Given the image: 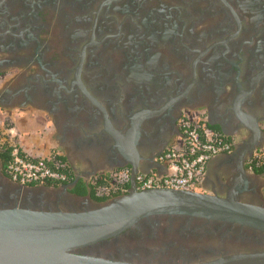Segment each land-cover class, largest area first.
<instances>
[{
  "label": "flooded vegetation",
  "instance_id": "flooded-vegetation-1",
  "mask_svg": "<svg viewBox=\"0 0 264 264\" xmlns=\"http://www.w3.org/2000/svg\"><path fill=\"white\" fill-rule=\"evenodd\" d=\"M84 88L121 127L165 104L169 110L146 120L154 129L178 127L182 116L220 106L234 116L232 95L253 89L241 112L255 116L264 131V0H0V128L26 124L24 114L13 113L24 103L20 96L53 109L76 97L95 108L105 125ZM247 169L248 159L250 180ZM248 185L239 196L255 202L264 187ZM33 186L6 176L0 154V205L10 200L65 209L58 190ZM237 229L201 219L154 218L123 234L121 243L103 245L104 255L173 264L168 259L264 250V233Z\"/></svg>",
  "mask_w": 264,
  "mask_h": 264
},
{
  "label": "water",
  "instance_id": "water-1",
  "mask_svg": "<svg viewBox=\"0 0 264 264\" xmlns=\"http://www.w3.org/2000/svg\"><path fill=\"white\" fill-rule=\"evenodd\" d=\"M82 92L101 111L105 131L115 135L118 152L130 164V188L126 194L103 204L95 203L87 196L81 201L80 209L30 208L5 201L0 205V264H151L129 258H108L104 255L108 249L105 250L103 245L112 241L121 243L123 234L143 221L165 216L201 219L209 223L228 224L237 231V228H247L264 233L263 193L259 191L261 194L257 192L256 195L263 198L261 203L243 201L239 196L247 191L249 182L252 183L246 180L245 162L262 142L258 119L250 113L241 112L242 103L251 96L253 89L248 93L239 91L233 102V112L248 127L251 137L232 152L236 160V178L223 195L167 188L138 190L139 138L144 129L150 128L146 120L164 113L169 107L164 104L160 112L141 111L138 113L140 120H133L131 125L122 127L126 133L124 136L113 128L105 106L85 88ZM121 106L127 109L125 103ZM78 180L75 179L72 185ZM243 183L245 188L241 187ZM256 186L253 184L254 190ZM168 260L173 264H264V250L228 253L200 261Z\"/></svg>",
  "mask_w": 264,
  "mask_h": 264
},
{
  "label": "crops",
  "instance_id": "crops-1",
  "mask_svg": "<svg viewBox=\"0 0 264 264\" xmlns=\"http://www.w3.org/2000/svg\"><path fill=\"white\" fill-rule=\"evenodd\" d=\"M233 99L235 97L232 95L231 100ZM19 100L24 103L17 104L13 113H22L27 118L26 124L18 128L26 139L20 142L29 154L47 157L53 152H59L70 163L74 178L86 183L91 182L98 174L109 173L124 166L131 171V166L118 152L116 141L105 131V125L99 113L92 106L85 104V107L84 101L76 97H73L69 104L56 105L54 109L37 105L34 101L27 102L22 96ZM201 111H205L212 126L233 140L234 151L251 137L248 127L235 115L233 116L231 110L226 111L223 106H220L215 110L204 109L199 112ZM112 126L125 136L126 133L121 126L115 124ZM38 130L43 135L35 136ZM139 139L137 157L140 162V173L165 174L167 166L158 160V155L170 145L180 141L178 127L161 126L159 129L150 127L142 131ZM261 141L260 145L264 147L263 129ZM233 153L218 155L210 161L199 192L225 194L228 186L235 179ZM72 184L48 186L58 190L62 195L61 206L65 209L73 207V203L81 204L83 199H87V196L71 194L70 190L74 186Z\"/></svg>",
  "mask_w": 264,
  "mask_h": 264
},
{
  "label": "built area",
  "instance_id": "built-area-1",
  "mask_svg": "<svg viewBox=\"0 0 264 264\" xmlns=\"http://www.w3.org/2000/svg\"><path fill=\"white\" fill-rule=\"evenodd\" d=\"M0 129V141H4L2 146L7 144L11 148V161L7 172L13 182L31 186L47 182L67 184L70 181L73 174L71 165L59 152H53L47 157L33 156L24 149L20 141H11V136L6 132L8 128ZM178 129L180 141L158 155V160L167 166V172L139 173L136 176L138 190L167 188L198 191L210 161L218 155L230 154L234 150L233 140L215 129L203 111L195 115L182 116ZM9 132L13 135L12 129ZM258 155L249 157L248 162L253 156ZM101 175L103 176V174L95 176L91 182L100 179ZM108 176L111 178L107 181L109 185L97 189L100 194H107L110 190L127 193L130 188L126 186V183H130L129 169L114 170L109 172Z\"/></svg>",
  "mask_w": 264,
  "mask_h": 264
},
{
  "label": "trees",
  "instance_id": "trees-1",
  "mask_svg": "<svg viewBox=\"0 0 264 264\" xmlns=\"http://www.w3.org/2000/svg\"><path fill=\"white\" fill-rule=\"evenodd\" d=\"M215 129L219 130L218 128H215ZM10 149H11L10 145H7V144L5 146H2V145L0 146L2 170L6 176H9L8 172H7V168H8L10 161H11ZM248 168L250 170H252L255 174H258V175L264 174V153H260L258 156H253L251 158V161L248 162ZM110 179L111 178H110V176H108V173H104L103 176L101 175L100 179H97L93 183L92 182L86 183L84 181L79 180L77 183H75V185L71 188L70 191H71V193H73L77 196H83V197L88 196L95 203L103 204V203H106L113 198H116L118 196L126 194V193H122L121 191H115L114 192L112 190L108 191L107 194H100L97 190L98 187H105V186L109 185L107 181H110ZM74 180H75V178H74V175L72 174L70 181L66 185L72 184L74 182ZM44 185L58 186L59 183L47 182ZM31 186H33V185H31ZM126 186L128 188L130 186V183L129 182L126 183ZM263 194H264V191H263Z\"/></svg>",
  "mask_w": 264,
  "mask_h": 264
},
{
  "label": "rangeland",
  "instance_id": "rangeland-1",
  "mask_svg": "<svg viewBox=\"0 0 264 264\" xmlns=\"http://www.w3.org/2000/svg\"><path fill=\"white\" fill-rule=\"evenodd\" d=\"M13 125L15 126L16 124L13 122ZM8 130L10 131L9 128H8ZM8 130H6V132H7L8 135L11 136V141H13V142H14V141H15V142H17V141H26V139L23 138V135H22L21 132L19 131V128H18V130L12 129V133H13L14 136H13ZM39 135H43V133H42L40 130H38V131L36 132V135H35V136H39ZM259 150H260V151H259ZM255 151H258L259 154H260V153H264V147H263L262 145H260L259 148H257V150H255ZM247 170H248V169H247ZM248 175H249L250 180L252 181L253 184H256V185L259 186L260 188L264 187V174L259 175V176H255V175L252 174L251 170H248ZM252 183H251V184H252ZM21 186H22V185H21ZM37 186H38V185H37ZM49 190H54V189L49 188ZM259 191H260V190H259ZM259 194H261V193L259 192ZM255 202H257V203H261V202H263V200H262V198L259 197V198H257V199L255 200ZM212 240H217V237H213Z\"/></svg>",
  "mask_w": 264,
  "mask_h": 264
}]
</instances>
